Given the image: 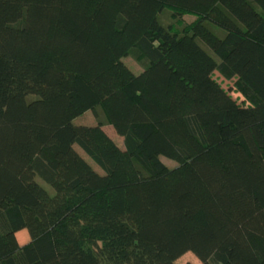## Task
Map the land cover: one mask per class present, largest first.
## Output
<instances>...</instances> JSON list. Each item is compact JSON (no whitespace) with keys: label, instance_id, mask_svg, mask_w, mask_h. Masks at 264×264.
<instances>
[{"label":"trees","instance_id":"trees-1","mask_svg":"<svg viewBox=\"0 0 264 264\" xmlns=\"http://www.w3.org/2000/svg\"><path fill=\"white\" fill-rule=\"evenodd\" d=\"M186 252L264 264V0H0V264Z\"/></svg>","mask_w":264,"mask_h":264},{"label":"rangeland","instance_id":"rangeland-1","mask_svg":"<svg viewBox=\"0 0 264 264\" xmlns=\"http://www.w3.org/2000/svg\"><path fill=\"white\" fill-rule=\"evenodd\" d=\"M171 10L168 8H165L159 15H158V19L160 20V22H162L163 24H167V23H172L173 20L170 17L171 14ZM181 19L183 21V23H191L192 21L195 20V16L191 15V14H185L181 16ZM206 27L212 31L215 35H217L218 37H222L224 35V32L218 28L217 26L213 25L212 23L206 21L205 22ZM200 44L215 58L218 59L214 54L211 53V51L205 46L203 45L201 42ZM122 61L124 62V64L134 73H140L143 68L130 56L124 57L122 58ZM213 78L216 79V81L221 85V87L226 90L229 95L236 100V102L238 104H240L242 102V98L240 97L239 94L235 93L233 91V80H224L221 76H219V74L217 72L213 73ZM100 118H102L101 113L99 112ZM72 123L74 125H96L97 124V119L95 118L94 114L92 113V111H86L83 114L77 116ZM103 130L106 132V134L108 136H110L119 146L123 147V142H122V137L118 136L113 128L108 125L105 124L103 125ZM75 149L92 165V167L98 171L101 172L100 169L77 147L75 146ZM160 160L168 167H174L176 166V162L165 158V157H160ZM39 184L49 193V194H53V190L51 189V187L49 185H47L46 183H44L42 180L38 179ZM17 238H18V242L20 245H24L29 241V236L27 231L21 230L19 231L17 234ZM176 264H200L199 260L190 252H186L185 254H183L182 256H180L177 260H176Z\"/></svg>","mask_w":264,"mask_h":264},{"label":"crops","instance_id":"crops-1","mask_svg":"<svg viewBox=\"0 0 264 264\" xmlns=\"http://www.w3.org/2000/svg\"><path fill=\"white\" fill-rule=\"evenodd\" d=\"M17 233H18V232H17ZM17 233H16V234H17Z\"/></svg>","mask_w":264,"mask_h":264}]
</instances>
